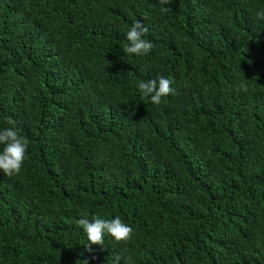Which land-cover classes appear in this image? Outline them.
<instances>
[{
    "label": "trees",
    "instance_id": "obj_1",
    "mask_svg": "<svg viewBox=\"0 0 264 264\" xmlns=\"http://www.w3.org/2000/svg\"><path fill=\"white\" fill-rule=\"evenodd\" d=\"M259 10L0 0V129L29 141L19 174L0 170V264H264ZM138 19L153 43L139 57L124 51ZM159 76L174 92L156 105L137 85ZM93 216L131 240L89 249L76 220Z\"/></svg>",
    "mask_w": 264,
    "mask_h": 264
},
{
    "label": "clouds",
    "instance_id": "obj_2",
    "mask_svg": "<svg viewBox=\"0 0 264 264\" xmlns=\"http://www.w3.org/2000/svg\"><path fill=\"white\" fill-rule=\"evenodd\" d=\"M159 2L161 5H169L173 0H159ZM161 10L166 11L167 9L162 8ZM256 15L259 19H264V10H259ZM147 31L143 20L134 21L125 33L128 43L125 45L124 51L138 57L147 55L153 48V43L144 38ZM172 83L173 81L169 78L159 76L156 79L141 80L137 87L143 96L150 97L153 104L159 105L163 97L174 92ZM8 123L14 125L15 122L9 119ZM28 143L27 138L18 134L15 127L0 129V145L4 146L0 151V170L4 175L12 177L19 174L25 160ZM76 223L86 233L89 249L92 244L102 246L105 234L110 235L117 242L129 241L133 234L132 227L122 222L119 216L112 219L93 216L91 220L87 217H80ZM122 259L125 264H130L132 258H125L121 253H113V264H120ZM85 264H88L86 260Z\"/></svg>",
    "mask_w": 264,
    "mask_h": 264
}]
</instances>
